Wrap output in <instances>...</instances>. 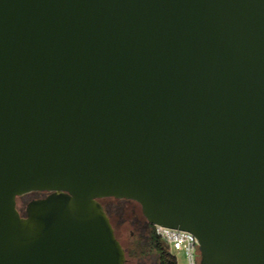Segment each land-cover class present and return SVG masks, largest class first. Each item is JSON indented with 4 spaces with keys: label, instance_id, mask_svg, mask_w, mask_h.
I'll use <instances>...</instances> for the list:
<instances>
[{
    "label": "water",
    "instance_id": "water-1",
    "mask_svg": "<svg viewBox=\"0 0 264 264\" xmlns=\"http://www.w3.org/2000/svg\"><path fill=\"white\" fill-rule=\"evenodd\" d=\"M108 197L264 264V0H0V264H125Z\"/></svg>",
    "mask_w": 264,
    "mask_h": 264
},
{
    "label": "flooded vegetation",
    "instance_id": "flooded-vegetation-1",
    "mask_svg": "<svg viewBox=\"0 0 264 264\" xmlns=\"http://www.w3.org/2000/svg\"><path fill=\"white\" fill-rule=\"evenodd\" d=\"M106 200H118V201H126V202H133V201L127 199H117L113 197L100 199V202L104 206V209L106 210L108 216L111 219V222L115 229L116 237L118 238L114 221L116 220L122 223L125 222L126 219L120 207L116 206L113 203L106 205L105 204ZM135 211L137 210L135 209ZM21 214L23 216L26 215V213H22V212ZM135 216L136 217L135 220L133 221L134 222L133 224H135L136 226L138 240L132 244L131 248H127L122 244L125 249L126 257H127V261L125 264H161L160 255L155 249L152 241H150L149 239L153 225L149 223V221L144 217V215L140 216L139 214L138 215L136 214ZM135 235L136 233L132 232V236ZM130 251L133 252L135 255L130 256Z\"/></svg>",
    "mask_w": 264,
    "mask_h": 264
},
{
    "label": "rangeland",
    "instance_id": "rangeland-1",
    "mask_svg": "<svg viewBox=\"0 0 264 264\" xmlns=\"http://www.w3.org/2000/svg\"><path fill=\"white\" fill-rule=\"evenodd\" d=\"M47 193L45 192H32L28 193L24 196H21L18 198V209L22 213H26V208L29 202H31L34 199H39L46 197ZM115 204L116 206L120 207L122 210V213L126 219L125 222H119L114 221V225L117 230L118 239L122 242V244L127 247L131 248L132 244L138 240V235L136 232V226L133 224L135 220V215L139 214L140 216H143L142 209L139 203L133 201V202H126V201H118V200H106L105 204ZM135 209L137 211H135ZM132 232H135L136 235L132 236ZM135 254L130 251V256H134ZM178 264H186V258L182 253H176Z\"/></svg>",
    "mask_w": 264,
    "mask_h": 264
},
{
    "label": "built area",
    "instance_id": "built-area-1",
    "mask_svg": "<svg viewBox=\"0 0 264 264\" xmlns=\"http://www.w3.org/2000/svg\"><path fill=\"white\" fill-rule=\"evenodd\" d=\"M154 233L176 259V253H182L186 258V264H200L199 241L193 233L161 225H154Z\"/></svg>",
    "mask_w": 264,
    "mask_h": 264
},
{
    "label": "trees",
    "instance_id": "trees-1",
    "mask_svg": "<svg viewBox=\"0 0 264 264\" xmlns=\"http://www.w3.org/2000/svg\"><path fill=\"white\" fill-rule=\"evenodd\" d=\"M149 239L160 255L161 264H178L176 257L170 253L164 242L154 233V225Z\"/></svg>",
    "mask_w": 264,
    "mask_h": 264
}]
</instances>
